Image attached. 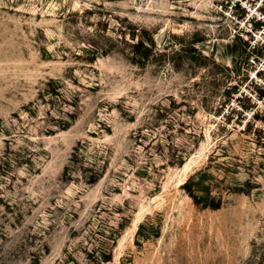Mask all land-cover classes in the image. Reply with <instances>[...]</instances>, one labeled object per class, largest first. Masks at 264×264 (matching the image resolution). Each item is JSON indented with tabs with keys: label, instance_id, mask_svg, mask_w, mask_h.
I'll return each mask as SVG.
<instances>
[{
	"label": "rangeland",
	"instance_id": "obj_1",
	"mask_svg": "<svg viewBox=\"0 0 264 264\" xmlns=\"http://www.w3.org/2000/svg\"><path fill=\"white\" fill-rule=\"evenodd\" d=\"M263 69L264 0H0V264H264Z\"/></svg>",
	"mask_w": 264,
	"mask_h": 264
},
{
	"label": "built area",
	"instance_id": "obj_2",
	"mask_svg": "<svg viewBox=\"0 0 264 264\" xmlns=\"http://www.w3.org/2000/svg\"><path fill=\"white\" fill-rule=\"evenodd\" d=\"M257 46H254L252 52H256L257 51ZM248 65L252 68H256V69H259V63L258 61L254 58V57H250L248 59ZM264 70V69H263Z\"/></svg>",
	"mask_w": 264,
	"mask_h": 264
}]
</instances>
